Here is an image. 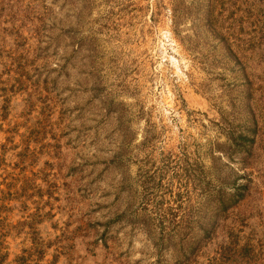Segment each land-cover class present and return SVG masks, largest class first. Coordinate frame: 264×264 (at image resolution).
Instances as JSON below:
<instances>
[{
  "label": "rangeland",
  "instance_id": "rangeland-1",
  "mask_svg": "<svg viewBox=\"0 0 264 264\" xmlns=\"http://www.w3.org/2000/svg\"><path fill=\"white\" fill-rule=\"evenodd\" d=\"M0 264H264V0H0Z\"/></svg>",
  "mask_w": 264,
  "mask_h": 264
}]
</instances>
